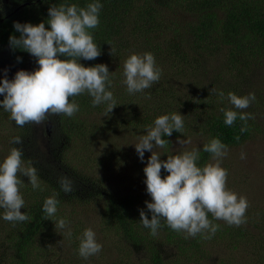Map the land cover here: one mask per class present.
<instances>
[{"label": "trees", "instance_id": "trees-1", "mask_svg": "<svg viewBox=\"0 0 264 264\" xmlns=\"http://www.w3.org/2000/svg\"><path fill=\"white\" fill-rule=\"evenodd\" d=\"M97 0H0V81L5 78L12 80L18 69L29 66L30 71H35L39 65L36 58L27 51L13 48L9 43L10 35L19 38L20 33L14 28V22L47 24L48 9L61 4L86 8ZM102 5L99 12V25L90 29L94 42L100 46L101 55L94 60L80 58L84 66L106 64L110 73V86L108 91L113 92L117 106L129 108L133 105L137 93L151 95V100L134 113L126 110L123 115L108 117L104 124L97 126L91 119L84 118L80 112H90L94 108H104L107 103L93 107L90 94L87 92L70 98V102L79 105V111L72 117L60 114L49 116V132L41 124L42 133L35 132L37 124H26L19 127L10 118V113L0 106V154L5 158L13 147L22 148L25 165L37 169L41 189H33L28 177L21 176L25 182L20 186V193L25 201L22 212L29 220L25 222H9L3 219L4 209L0 208V264H73V250L79 253V238L71 230V235H64L57 231L55 222L60 218L59 210L65 208L69 213L65 220L73 219V210H99L97 227L98 232L105 236L101 241L102 250L99 256L94 255L84 258L86 264H132L131 256H140L144 264H184L190 259V264L198 261L213 264L210 255L205 251L203 243L212 241L205 238L209 234H197L195 237L185 239L183 232H177L161 220V227L156 235L151 234V229L143 226L140 221V209H144L149 219L151 213L147 210L145 201H151L145 184L143 171L151 155H144L141 161L135 148L127 149L121 145L123 141L116 140L104 146V153L100 162L114 166L112 179L116 183H102V178L80 176L78 171L71 167L65 157V148L68 147L63 139L72 133L73 141L79 150L88 149L97 142L98 128L108 129L111 124L119 134L123 128L130 124L134 129L151 124L160 114L180 113L183 116V133L173 131L172 136L190 134V131L201 132L203 141L196 146L171 151V141L167 136L163 139L170 141L167 148H159L157 152L163 153L162 160L168 155L181 154L184 151L199 149L198 166L203 167L209 163L212 155L203 151V146L213 138H218L227 148L241 145L254 138L260 132L256 120L257 110L260 108L261 117L264 114V88L254 86L259 76L256 72L261 66L264 54V0H98ZM135 44H141L139 54L150 52L154 54L156 64L161 68L163 61H168L171 71L157 85H153L142 92L129 95L127 88L117 87V79L124 76L119 67L113 70L107 61L126 55L134 49ZM113 51V55L111 53ZM123 50L124 53L121 51ZM137 54V52L135 51ZM133 54L129 53L126 59ZM19 58V59H18ZM64 59L63 56L60 57ZM217 60V61H216ZM216 61V62H215ZM165 68V67H164ZM175 78H180L190 85L191 94H180L175 88ZM121 90L123 93L120 95ZM223 91L222 99L218 92ZM238 96L254 93L256 96L249 108L235 109L228 100V93ZM131 96V97H130ZM0 95V100H3ZM221 109H231L238 113L243 111L251 113L254 117L247 121L246 132L241 133L240 128L244 122L239 118L228 126L224 123L225 115ZM258 115V114H257ZM11 123L12 128H10ZM68 123L67 125H65ZM65 125V126H64ZM64 126V127H63ZM196 129L200 130L197 131ZM39 131V130H38ZM20 136L21 145L12 143V139ZM239 136V140L235 139ZM45 137L46 139H43ZM68 140V139H66ZM97 148V147H96ZM146 152V151H145ZM0 156V163L2 159ZM128 160V161H127ZM130 163L134 169L130 174H125L123 168ZM168 173L162 169V178ZM61 176H68L73 181V192L65 194L58 183ZM122 187V188H121ZM125 189V190H124ZM56 196L59 200L57 213L46 218L43 204L46 198ZM88 209L77 208L74 200L82 202L86 198ZM96 205V208H95ZM208 217L213 218L209 213ZM214 224L219 225L218 240L222 239L223 246L235 249L237 244L247 245L246 258L217 264H264V211L253 218L252 229L241 226L229 225L225 221ZM248 220V219H247ZM244 226V225H242ZM233 228H237L233 231ZM96 229V228H95ZM164 234L160 235V232ZM234 234L232 243L226 242ZM248 241V243H245ZM67 246L62 257L58 254L57 245ZM107 244H116L115 253L107 251ZM122 246H121V245ZM166 244L175 245V250L162 249ZM98 254V253H97ZM118 255V256H114ZM75 264H80L75 261Z\"/></svg>", "mask_w": 264, "mask_h": 264}, {"label": "clouds", "instance_id": "clouds-1", "mask_svg": "<svg viewBox=\"0 0 264 264\" xmlns=\"http://www.w3.org/2000/svg\"><path fill=\"white\" fill-rule=\"evenodd\" d=\"M102 5L98 2L90 3L86 8L75 4L70 6L61 4L48 9L47 24L14 22V28L20 33L19 38L10 35L9 43L15 49L27 51L36 58L39 67L32 72L19 70L14 79L5 78L0 81V106L10 113V118L19 127L26 124H41L49 132L53 115L72 117L79 111L76 102H70L71 97L85 92L93 97V107L107 103L105 115L111 113L117 106L113 92L107 90L110 86L109 69L106 64L84 66L80 58L94 60L101 53V48L94 42L89 31L99 25V12ZM113 55V51L111 50ZM63 56L64 59L60 57ZM19 59V58H18ZM162 69L157 66L154 54H131L124 62V83L131 93L142 92L158 82ZM223 99V91L218 92ZM228 100L235 109L244 110L255 101L254 93L238 96L228 93ZM224 112V123L232 126L239 118L244 122L240 132H246L247 121L253 119L251 113L237 112L231 109H221ZM180 113L158 116L154 126L146 129V134L135 143V150L141 161L145 151L151 152L143 171L145 184L151 201H145L147 210L151 213L149 219L144 209H140V221L143 226L151 229L156 235L165 220L168 227L184 232L188 237L197 234L210 233L214 235L219 225L213 224L208 218L211 213L216 220H223L229 225L239 227L246 223V210L249 201L226 188L228 172L221 166L222 158L227 155V146L218 138H213L203 146V151L212 155L214 163L203 167L198 166L199 149L193 148L177 155H168L161 159L163 153L156 148H167L170 141L162 136L171 137L173 131L183 133L184 122ZM235 139L239 140V136ZM15 145H21L23 139L16 136L12 139ZM179 144L191 141L178 140ZM22 148L13 147L10 153L0 163V208L4 209L3 219L9 222H25L28 215L21 211L25 201L20 193L23 184L21 176L28 177L32 188L41 189L37 169L29 161L25 165ZM244 158V154H241ZM168 173L162 178L161 172ZM58 183L65 194L73 192V181L68 176H61ZM59 200L56 196L46 198L43 211L49 219L57 213ZM67 221L63 218L55 222V228L65 229ZM71 235V232H68ZM211 235L205 238H211ZM102 245L97 242L96 233L92 228L83 232L79 245V255L85 259L99 253Z\"/></svg>", "mask_w": 264, "mask_h": 264}, {"label": "rangeland", "instance_id": "rangeland-1", "mask_svg": "<svg viewBox=\"0 0 264 264\" xmlns=\"http://www.w3.org/2000/svg\"><path fill=\"white\" fill-rule=\"evenodd\" d=\"M136 47L134 49L130 50L126 55L121 54L118 56V58L110 59L107 61L108 66L111 67V69L115 70L117 67H119V73L121 74L124 72V62L126 60V56L135 51L137 54L140 52V46L141 44H135ZM123 53L124 51L121 50ZM217 61V60H216ZM215 61V62H216ZM261 66L256 70L259 79L255 81L253 84L254 86H257L259 88H264V54L261 58ZM169 62L163 61L161 62L160 66L162 69V73L164 72L166 77L169 76V73L171 71L170 67H168ZM165 67V68H164ZM29 71V66L26 67ZM18 70H24V68H20ZM26 70V71H28ZM1 73V71H0ZM15 77V75H13ZM124 76V75H123ZM162 79L163 76L161 75ZM160 77V79H161ZM177 81L174 82L175 88L178 90L180 94H191L190 92V85L186 81H182L180 78H175ZM125 80V77H124ZM159 84L158 82H155L153 85ZM152 85V86H153ZM117 87H123L127 88L126 84L124 83L123 79H117ZM123 93V90H121L120 95ZM141 93H137L135 96V100L133 105L134 108H122L121 106H117L116 110L112 113L115 116L117 115H123L124 112L128 109H130L129 112L134 113L135 111L139 110L143 105L147 104L148 100H151V95H140ZM129 95L134 96L132 93ZM130 96V97H131ZM73 98V97H72ZM258 114V115H257ZM256 114V120L257 123L260 126V132H256L254 134V138L249 139L242 143L241 145L233 146L230 148H227V155L222 158L221 166L225 168L228 172V177L226 181V188L234 193H236L239 196L246 197L249 201V207L246 210L245 216H246V223H243L240 225L241 227L245 229H252L254 232V228L252 225H249L252 223L253 218L257 217L258 214L261 211H264V114L263 117L259 116L261 115L260 108L257 110ZM80 115L84 118L91 119L97 126L100 124H104L108 117H111L109 114L105 115L104 108H94L90 112L83 111L80 112ZM163 115V114H160ZM157 117H155L156 119ZM111 120H114L113 117H111ZM66 123L65 125H67ZM39 125V124H38ZM35 127V136L36 134L39 136V134L42 133V128ZM64 125V126H65ZM10 128H12L11 123H9ZM63 126V127H64ZM150 126H154V121L151 124L145 125L141 127V129L137 130L131 127L130 124L126 125L125 128H123L122 134H119V128L116 130L111 124L109 125L108 129L98 128L96 136H97V142L94 144L96 147L89 145L90 147H86L88 149L79 150V147L77 144L73 141V134L70 133L66 135L63 133V139L65 144L68 145V147L65 148V157L70 163L71 167L74 166V169L78 171L79 175H86L90 178H102L106 177L105 179H102V183L107 184H113L116 183V180H110L113 177L114 174V166H109L100 162L99 158L104 153H108V151H105L103 148L106 146L109 142L115 141L118 139L120 141L124 140V143L121 145L125 150L135 148V143L139 141V138L146 134V129ZM197 131H200L196 129ZM118 131V132H117ZM43 139H46L43 137ZM68 139V140H66ZM204 137L202 136L201 132H195L190 131V134H179L177 136H172L170 138L171 143V151L175 152L180 149H185L188 146H196L200 144L203 141ZM178 140L183 141H191V143H184L179 144ZM1 147V145H0ZM159 148L154 149L155 151H158ZM150 153L149 151H146L144 155H148ZM244 154V158H241V154ZM1 156V154H0ZM2 161L4 160L3 156H1ZM128 161V160H127ZM209 163H214L213 158L209 160ZM134 167L127 163L125 168H123V171L125 174H130L133 171ZM21 179V178H20ZM23 180V179H21ZM25 182L23 181V184ZM22 184V185H23ZM21 185V186H22ZM122 188V187H121ZM125 190V189H124ZM148 196H150L148 194ZM151 197V196H150ZM90 202V201H89ZM87 197L82 198V202L80 203L79 200H74L73 205L77 208H86L88 209V203ZM96 208V205H95ZM65 208L63 210H59V216L60 218H65L66 212L69 213ZM73 219L66 220L67 227L65 229H59L56 228L57 231H62L64 235H68V232L73 230V232L76 233L74 236V239L77 237L79 238V241H81L83 232L87 228H92L93 231L96 233V239L97 242L102 244L103 239H105V236H102L100 232H98L97 227H100L98 222L101 221L99 216V210H86L83 212V210H73ZM209 220L212 221L214 224V220L211 217H208ZM248 219V220H247ZM218 222H224L223 220H217ZM96 228V229H95ZM237 228H233V231ZM164 234V231L160 232V235ZM207 234V233H202ZM211 235L210 233H208ZM218 230L214 235H211L212 241L203 243L202 245L206 248V252L208 255H210L211 260L213 261V264H217L218 261H227L234 260L237 257L239 258V261L241 262L243 258H246V251L244 248L247 246H241L240 244H237V247L235 249H232L231 247L223 246L224 243L221 244V242L224 240L220 239L218 240ZM187 234L183 232V237L185 238ZM191 238V237H188ZM234 234H231V238L226 239V242L232 243L234 240ZM245 243H248V241H245ZM121 245V244H120ZM115 246L116 244H107V251L110 253H115ZM122 246V245H121ZM58 254L60 257L64 255L66 251H71V249H67V246H63L62 244L57 245ZM172 251L175 250V245L173 244H166L163 248ZM101 253L95 254L93 256L97 257ZM114 256H118L115 255ZM137 258H135L133 255L131 256V262L132 264H144L140 260V256L136 255ZM189 262L190 259H185ZM75 261H79L80 264H86L84 262V258L79 255L76 251L73 250V264H75ZM185 262L184 264H190ZM115 264H119L118 261H116ZM194 264H205V262H200V259L198 257V261H196ZM211 264V263H210ZM239 264V263H236Z\"/></svg>", "mask_w": 264, "mask_h": 264}, {"label": "flooded vegetation", "instance_id": "flooded-vegetation-1", "mask_svg": "<svg viewBox=\"0 0 264 264\" xmlns=\"http://www.w3.org/2000/svg\"><path fill=\"white\" fill-rule=\"evenodd\" d=\"M5 1H7V0H5Z\"/></svg>", "mask_w": 264, "mask_h": 264}]
</instances>
